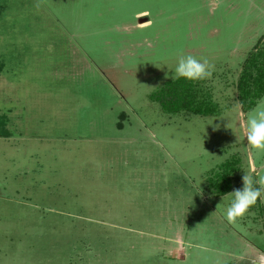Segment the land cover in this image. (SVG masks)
Returning a JSON list of instances; mask_svg holds the SVG:
<instances>
[{"label": "rangeland", "instance_id": "rangeland-1", "mask_svg": "<svg viewBox=\"0 0 264 264\" xmlns=\"http://www.w3.org/2000/svg\"><path fill=\"white\" fill-rule=\"evenodd\" d=\"M261 41L264 0H0V264H264V204L229 223L209 188L264 175L237 92ZM181 55L216 115L150 100Z\"/></svg>", "mask_w": 264, "mask_h": 264}, {"label": "trees", "instance_id": "trees-1", "mask_svg": "<svg viewBox=\"0 0 264 264\" xmlns=\"http://www.w3.org/2000/svg\"><path fill=\"white\" fill-rule=\"evenodd\" d=\"M238 100L242 112L253 108L264 96V41L258 43L245 60L237 83ZM162 112L169 115L191 113L198 116H213L217 107L211 95L200 81L175 79L167 81L160 89L150 95ZM4 133L0 132V137ZM239 161L233 159L219 166L210 180V192L224 196L230 191L229 177L236 172Z\"/></svg>", "mask_w": 264, "mask_h": 264}, {"label": "clouds", "instance_id": "clouds-1", "mask_svg": "<svg viewBox=\"0 0 264 264\" xmlns=\"http://www.w3.org/2000/svg\"><path fill=\"white\" fill-rule=\"evenodd\" d=\"M213 66L207 59H198L192 55H181L172 70V79L188 81L205 80L212 75ZM243 108V105H240ZM213 123V120L209 125ZM219 128L220 125H215ZM242 139L248 147L257 154L264 153V100L257 102L246 116ZM231 197L224 212V218L229 223H234L249 213V210L259 203L264 204V175L254 171L244 173L242 187L234 188L228 193Z\"/></svg>", "mask_w": 264, "mask_h": 264}]
</instances>
